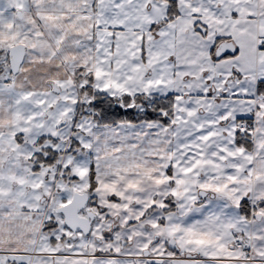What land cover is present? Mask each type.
Listing matches in <instances>:
<instances>
[{
	"label": "snow or ice",
	"instance_id": "1",
	"mask_svg": "<svg viewBox=\"0 0 264 264\" xmlns=\"http://www.w3.org/2000/svg\"><path fill=\"white\" fill-rule=\"evenodd\" d=\"M0 264H264V0H0Z\"/></svg>",
	"mask_w": 264,
	"mask_h": 264
}]
</instances>
